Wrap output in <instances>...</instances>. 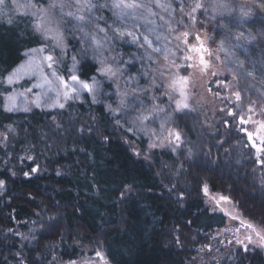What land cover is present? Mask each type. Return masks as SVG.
Returning <instances> with one entry per match:
<instances>
[{
	"label": "trees",
	"instance_id": "obj_1",
	"mask_svg": "<svg viewBox=\"0 0 264 264\" xmlns=\"http://www.w3.org/2000/svg\"><path fill=\"white\" fill-rule=\"evenodd\" d=\"M14 1L5 0L0 11V264H62L98 249L109 264H186L196 241L204 240L199 238L227 224L225 214L206 207L205 185L229 194L249 219L264 227V170L257 163L264 156L263 143L249 133L252 122L236 114L228 89H222L228 81L215 78L211 83V88L221 84L214 89L222 102L215 116L202 117L204 111L174 116L182 141L169 148L139 141L110 106L90 95L38 107L28 101L29 81L10 82L9 77L29 54H38L46 65L44 52L55 45L47 29L40 32V16L16 10ZM118 1L130 7L125 10L140 32L133 41L139 45L144 44L145 21L163 18L165 5H190L187 0H134L149 6L142 9L141 20L131 9L133 0ZM205 1L207 14L216 13L213 35L222 49L238 44L240 37L232 31L241 24L264 28V0H255L260 9L251 20L240 17L231 0ZM174 29L182 35L184 28L175 23ZM118 39L137 56L147 49L128 42L127 35ZM77 46L69 40L62 55L54 51L53 73H65ZM177 52L178 58L180 53L189 57L188 51ZM154 55L158 62L162 59ZM169 61L163 66L175 69ZM80 69L84 81L99 72L91 58ZM20 96L28 102L18 109ZM226 255L216 264H264L262 249L240 246Z\"/></svg>",
	"mask_w": 264,
	"mask_h": 264
},
{
	"label": "rangeland",
	"instance_id": "obj_2",
	"mask_svg": "<svg viewBox=\"0 0 264 264\" xmlns=\"http://www.w3.org/2000/svg\"><path fill=\"white\" fill-rule=\"evenodd\" d=\"M31 1L45 4L34 6ZM187 1L190 5L181 4L182 8L177 4L175 8L171 2L163 7V18L145 21L147 27L141 33L144 44L139 45L133 41L140 32L133 29L129 17L132 14L125 10L130 7L118 0L91 1L90 6L83 0H15L13 7L16 10L40 16V32L47 29L46 34L53 38L52 45L55 46L46 48L42 57L47 67L38 54H29L9 80H28V101L43 108L60 105L64 98L84 100L90 95L100 104L110 106L117 121L133 132L139 141L143 140L149 147L168 148L182 141L181 126H177L174 116L184 112L185 117H190L189 113L198 116L200 111H204L202 117L215 116L222 102L219 100L221 94H216L214 89L226 80L228 82L222 89H228L236 114L252 122L249 133L256 135L260 145H264V28L257 25L248 29L241 24L240 30L232 31L240 37L238 44H229L231 50L229 45L224 50L219 45V38L215 39L213 35L216 13L207 14V1ZM231 1L233 10L235 7L243 19L251 20L259 13L260 6L255 0ZM141 2L133 0L131 9H135V16L142 20V9L149 6ZM5 6V0H0V11ZM87 13L92 16L90 20L84 18ZM224 18L219 19L224 23ZM175 23L186 29L182 30V35L174 32L177 30L174 29ZM225 26L222 25V29ZM121 35L129 36L128 42L136 43L134 46L141 49L146 45V51L137 56L135 49L123 46L118 39ZM69 40L78 45L77 55L60 76L58 72L53 73L57 65L54 51L62 55L68 50ZM176 49L188 51L185 56L189 57L180 53L178 58ZM254 52L259 57L252 56ZM153 53L162 59L158 62ZM86 58H91L99 66L97 76L90 81L81 78L80 65ZM165 59L170 60L169 65L173 63L175 69L164 67ZM215 78L220 82H215V87L211 88ZM27 102L23 96L18 97L17 108H25ZM226 111L227 107L221 109L222 113ZM263 145L260 151H264ZM258 162L264 170V156L257 158ZM204 191L206 207L225 214L227 224L199 238L204 240H195L199 245L191 248L186 264H216L224 260L229 250L240 246L264 250L263 226L249 219L229 194L214 192L207 185ZM62 264L109 263L98 249L93 254L85 253Z\"/></svg>",
	"mask_w": 264,
	"mask_h": 264
}]
</instances>
